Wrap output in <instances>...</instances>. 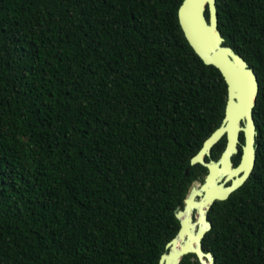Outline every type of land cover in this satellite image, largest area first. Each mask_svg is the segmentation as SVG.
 <instances>
[{
    "label": "trees",
    "instance_id": "1",
    "mask_svg": "<svg viewBox=\"0 0 264 264\" xmlns=\"http://www.w3.org/2000/svg\"><path fill=\"white\" fill-rule=\"evenodd\" d=\"M181 2L0 0V264H158L227 97ZM215 3L223 44L258 79L256 158L202 244L214 264H264V0Z\"/></svg>",
    "mask_w": 264,
    "mask_h": 264
},
{
    "label": "water",
    "instance_id": "2",
    "mask_svg": "<svg viewBox=\"0 0 264 264\" xmlns=\"http://www.w3.org/2000/svg\"><path fill=\"white\" fill-rule=\"evenodd\" d=\"M215 1L182 0L177 12L180 27L194 52L205 64L220 71L226 83L227 97L220 125L204 139L190 159V165L200 164L207 173L199 185L190 187L184 207L176 208L179 228L166 243L158 264H179L181 258L190 253L200 264H214L213 254L205 251L202 245L205 234L212 227L207 214L216 200L227 199L248 179L255 164L257 129L253 108L259 83L247 61L231 46L223 44ZM241 134L243 141L240 140ZM222 137L226 139L225 146L219 157L214 159L211 149ZM238 154L239 160L234 164L232 158ZM187 172L188 168L184 174ZM229 180L231 183L226 184ZM194 208L199 210L196 221L191 216Z\"/></svg>",
    "mask_w": 264,
    "mask_h": 264
},
{
    "label": "flooded vegetation",
    "instance_id": "3",
    "mask_svg": "<svg viewBox=\"0 0 264 264\" xmlns=\"http://www.w3.org/2000/svg\"><path fill=\"white\" fill-rule=\"evenodd\" d=\"M239 157H240V155H239ZM238 160H239V158H238ZM238 162V161H237ZM234 163V162H233ZM235 164V163H234ZM206 173H207V171H206ZM205 173V174H206ZM231 183V180H229V182H227L226 184H230ZM192 186V185H191ZM190 186V187H191ZM190 187H189V189H190ZM189 189H188V192H187V194H186V196L188 195V193H189ZM185 196V197H186ZM185 197H184V199H185ZM200 197L198 196V197H196V199L198 200ZM184 199H183V204H182V206H181V209L184 207ZM191 216H192V219L194 220V221H196L197 219H198V216H199V210H198V208H194L193 209V211H192V214H191ZM207 218H208V214H207ZM209 219V218H208ZM199 226V223H197V225H196V227H198ZM203 245V244H202ZM195 258H196V260H197V257L195 256ZM198 261V260H197ZM198 263H199V261H198ZM200 264V263H199Z\"/></svg>",
    "mask_w": 264,
    "mask_h": 264
},
{
    "label": "rangeland",
    "instance_id": "4",
    "mask_svg": "<svg viewBox=\"0 0 264 264\" xmlns=\"http://www.w3.org/2000/svg\"><path fill=\"white\" fill-rule=\"evenodd\" d=\"M202 182V180L201 181H196V182H194L192 185H199V183H201ZM190 190V189H189Z\"/></svg>",
    "mask_w": 264,
    "mask_h": 264
}]
</instances>
